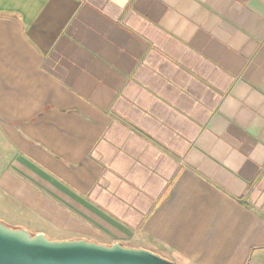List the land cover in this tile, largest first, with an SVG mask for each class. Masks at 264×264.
Returning a JSON list of instances; mask_svg holds the SVG:
<instances>
[{
  "label": "crops",
  "instance_id": "1",
  "mask_svg": "<svg viewBox=\"0 0 264 264\" xmlns=\"http://www.w3.org/2000/svg\"><path fill=\"white\" fill-rule=\"evenodd\" d=\"M0 197L32 234L264 264V0H0Z\"/></svg>",
  "mask_w": 264,
  "mask_h": 264
},
{
  "label": "water",
  "instance_id": "2",
  "mask_svg": "<svg viewBox=\"0 0 264 264\" xmlns=\"http://www.w3.org/2000/svg\"><path fill=\"white\" fill-rule=\"evenodd\" d=\"M0 264H178L145 248L84 238L49 239L0 222Z\"/></svg>",
  "mask_w": 264,
  "mask_h": 264
},
{
  "label": "rangeland",
  "instance_id": "3",
  "mask_svg": "<svg viewBox=\"0 0 264 264\" xmlns=\"http://www.w3.org/2000/svg\"><path fill=\"white\" fill-rule=\"evenodd\" d=\"M5 203H8V202H6V199L3 197H0V222H2L3 224H5L8 227L20 228L18 226H13V225L9 224L10 221L13 219V215L15 213L11 212L10 210H6V212L4 213L5 210L3 209L2 205H5ZM45 236L48 237L49 239H63L62 236L57 235V234L56 235L55 234H45ZM160 256L167 258L165 255H162V254H160Z\"/></svg>",
  "mask_w": 264,
  "mask_h": 264
}]
</instances>
